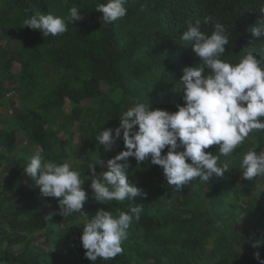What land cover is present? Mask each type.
Returning <instances> with one entry per match:
<instances>
[{
  "label": "trees",
  "instance_id": "obj_1",
  "mask_svg": "<svg viewBox=\"0 0 264 264\" xmlns=\"http://www.w3.org/2000/svg\"><path fill=\"white\" fill-rule=\"evenodd\" d=\"M105 2L0 0V41L6 42L0 44V114L8 111L4 99L12 93L23 110L12 104L15 114L0 115V264H91L80 239L86 218L59 215L57 199L44 197L24 174L31 146L84 174L89 218L98 209L127 211L131 201L101 204L91 198L89 165L107 171L103 161L126 150L121 139L105 152L95 135L118 127L133 97L169 112L183 105V69L200 65L180 39L189 24L205 16L224 23L231 35L222 59L237 63L246 51L264 56V37L250 31L264 19V0H128L126 16L110 25L95 11ZM73 6L83 19L59 36L42 37L24 24L36 12L67 17ZM201 30L210 35L212 25L202 23ZM76 125L81 154L72 143ZM19 132L30 147H21ZM218 148L205 151L219 155ZM252 148L264 150V132L250 133L230 157H221L229 165L223 178L192 181L180 193L150 158L138 165L129 158V181L146 193L132 201L143 206L141 218L122 243L123 254L95 264H259L254 253L264 260V246L253 244L264 241V175L247 181L239 167Z\"/></svg>",
  "mask_w": 264,
  "mask_h": 264
},
{
  "label": "clouds",
  "instance_id": "obj_2",
  "mask_svg": "<svg viewBox=\"0 0 264 264\" xmlns=\"http://www.w3.org/2000/svg\"><path fill=\"white\" fill-rule=\"evenodd\" d=\"M127 4L128 0H106L97 3L95 11L101 13L105 25H110L126 16ZM80 13L75 6L67 17L36 12L24 24L42 37H55L65 33L69 24L81 21ZM202 23L212 25L210 35L201 30ZM250 31L253 37H264V19ZM230 35L224 23L212 16L190 23L180 39L192 47L200 65L183 69V105L176 104L177 111L169 112L153 109L149 102L133 97L121 113L118 127L95 135L105 152L112 151L121 139L126 150L107 161V171L97 173V164L89 165L91 198L101 204L131 201L127 211L98 209L89 218L83 211L90 199L84 174L68 160L58 163L46 159L39 147L29 157L24 174L35 181L44 197L57 199L59 215L77 213L86 218L80 239L91 264L122 255V243L129 238L132 224L141 218L143 206H134L132 201L146 193L129 181V158L137 165L150 158L151 165L162 168L171 190L180 193L192 181L208 183L213 176L223 178L229 165L221 157H230L250 133L264 132V56L246 51L237 63L222 59ZM213 145L219 146V155L205 151ZM239 167L247 181L264 175V150L257 153L255 148L249 149ZM261 246L264 241L253 244L255 248ZM254 258L264 264L259 252Z\"/></svg>",
  "mask_w": 264,
  "mask_h": 264
},
{
  "label": "rangeland",
  "instance_id": "obj_3",
  "mask_svg": "<svg viewBox=\"0 0 264 264\" xmlns=\"http://www.w3.org/2000/svg\"><path fill=\"white\" fill-rule=\"evenodd\" d=\"M0 44L5 46L6 42L0 41ZM17 44H18L17 40H13L9 45H10V47L14 48L17 46ZM15 67H16V71H17V69H19V65L17 64ZM104 89H106V87H104ZM11 90H13V88ZM4 101L6 102V105H10V106L8 107V111H3V113L0 114L1 116L7 117V116H10L12 114H15L14 105H16V108H18L19 111L22 110L21 102H20L19 98H17L16 93H12L10 95H7V97L4 99ZM12 104H14V105L12 106ZM68 111H70V110L68 109ZM74 131H75V134H74V139H73L72 143L74 144V146H76V148H78L80 150L79 153L81 154L84 151V148H83L84 146L81 143V136H80L79 132H77V125L75 126ZM18 142L20 143L21 147H30L31 146V141L27 138V136L24 132H19ZM30 148L33 150L36 149V147H34V146H31ZM106 165H107V161L105 160V161H103L101 166H102V168L106 169L107 168ZM261 189H262V191L259 194L260 197H262V193L264 192V186H262ZM43 241H44V238H38V240H37V242H43ZM44 247H45V249L48 248L47 246H44Z\"/></svg>",
  "mask_w": 264,
  "mask_h": 264
}]
</instances>
